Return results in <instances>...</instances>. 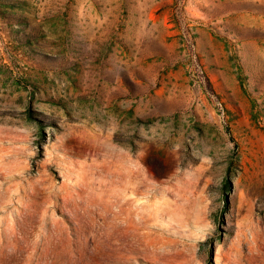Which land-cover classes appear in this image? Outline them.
Instances as JSON below:
<instances>
[{
	"label": "rangeland",
	"instance_id": "obj_1",
	"mask_svg": "<svg viewBox=\"0 0 264 264\" xmlns=\"http://www.w3.org/2000/svg\"><path fill=\"white\" fill-rule=\"evenodd\" d=\"M0 264H264V0H0Z\"/></svg>",
	"mask_w": 264,
	"mask_h": 264
}]
</instances>
